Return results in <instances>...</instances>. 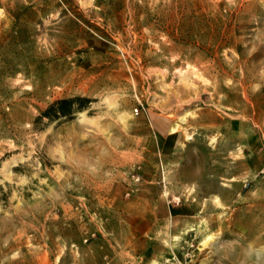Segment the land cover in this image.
Listing matches in <instances>:
<instances>
[{"label":"rangeland","instance_id":"374dc122","mask_svg":"<svg viewBox=\"0 0 264 264\" xmlns=\"http://www.w3.org/2000/svg\"><path fill=\"white\" fill-rule=\"evenodd\" d=\"M0 264H264V0H0Z\"/></svg>","mask_w":264,"mask_h":264},{"label":"trees","instance_id":"16d2710c","mask_svg":"<svg viewBox=\"0 0 264 264\" xmlns=\"http://www.w3.org/2000/svg\"><path fill=\"white\" fill-rule=\"evenodd\" d=\"M86 101L87 99H83L79 97L56 100L48 107L46 114L49 118H52L53 115H55L53 112L54 109H57V112H55L56 114L58 113L66 114L67 112L66 110H64L65 105H71L73 103H82Z\"/></svg>","mask_w":264,"mask_h":264},{"label":"built area","instance_id":"2783aa9c","mask_svg":"<svg viewBox=\"0 0 264 264\" xmlns=\"http://www.w3.org/2000/svg\"><path fill=\"white\" fill-rule=\"evenodd\" d=\"M135 111L137 112V111H138V109H135Z\"/></svg>","mask_w":264,"mask_h":264}]
</instances>
